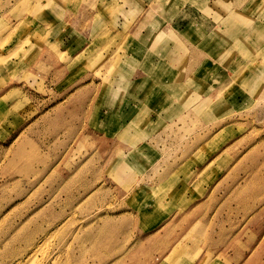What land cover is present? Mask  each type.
Segmentation results:
<instances>
[{
  "label": "rangeland",
  "instance_id": "obj_1",
  "mask_svg": "<svg viewBox=\"0 0 264 264\" xmlns=\"http://www.w3.org/2000/svg\"><path fill=\"white\" fill-rule=\"evenodd\" d=\"M116 1L99 13L113 14ZM248 1L184 7L225 35L231 69L212 71L210 79L189 74L162 106L169 116L136 121L116 102L125 95L115 86L119 73L136 60L154 78L170 39L164 48L159 37L131 40V57L117 35L95 34L75 59L54 46L70 71L64 84H48L33 65L40 37L33 44L30 33L17 39L10 17L62 12L60 0H0V264H108L118 257L106 258L113 229L124 241L125 264H264V45L252 47L264 39V0ZM236 11L244 16L235 19ZM164 26L154 21L140 30L154 36ZM81 73L89 84L78 90L69 83ZM224 73L232 75L224 81ZM137 89L127 86L126 97L139 101ZM108 105L114 113L103 114ZM139 125L148 132L137 135ZM177 164L157 182L156 171Z\"/></svg>",
  "mask_w": 264,
  "mask_h": 264
},
{
  "label": "crops",
  "instance_id": "obj_2",
  "mask_svg": "<svg viewBox=\"0 0 264 264\" xmlns=\"http://www.w3.org/2000/svg\"><path fill=\"white\" fill-rule=\"evenodd\" d=\"M110 1L111 0H75V2L68 6L67 0H60L59 7L63 6L62 12L54 11L51 13V11H49L50 14H41L37 17L31 14L17 15L19 17L13 14L11 15L10 23L12 24V28L17 24L16 30L18 31L16 35L14 34V37L18 39L21 35L27 36L30 33L29 38L31 44L40 37L41 43L36 46V50L40 49L35 53L36 56L33 59V65L34 69H37L46 77V81L49 82L48 84H64L63 82L67 79L70 71L69 62L65 59L56 58V51L53 47L57 46L60 53H65V57L72 55V59H75L92 43L93 39H95V34L96 36L107 34L109 36L117 35L121 38L125 37V45L129 47L130 51H125L123 54H127L129 57L132 56L134 53L133 50L135 49L134 45L132 46L131 44V40L146 41V39L150 40L159 37L161 38L158 39L159 45L161 44V46L158 48H164L163 45L166 44L162 42L164 38L170 39L171 41V44L165 47V51H162V53H164L163 56L159 58L163 64L159 62V66L154 65V78L151 74L143 73L145 66L136 60L134 61V59V64L130 62L123 65L122 74L119 73V81L115 86L122 84V90L125 95L116 99V102L118 100V102L122 103V111L119 110L120 113L125 114V116L129 114L128 117L131 118V120L137 121L138 117H140L142 121H146L153 117L159 119L169 116L167 114L168 111L162 110V106L170 99L168 94L172 95V93H174V88L175 92L179 91H177V89L180 86L182 87V82L184 83L185 80H187L189 74L200 72L204 74L207 79H210L212 71L218 69L219 71L223 70L228 72V70L231 69L227 66L226 47H228V40L225 35L220 33L216 28L209 30L207 26L203 24V19L200 18L199 14L195 17L194 15H189L188 12L186 13L188 10H186V8L184 9V7L187 5L194 6L195 0L183 2V4L181 0H117L116 6L118 8L113 14L111 13L107 16L101 15L99 13V6L106 7ZM239 2L240 0H232L234 5L243 7H249L250 4L253 3L248 4V0H246L245 4ZM33 3L34 1L29 5L32 6L34 5ZM143 8H145L144 11H141ZM152 11L155 13H152ZM233 11L235 10L230 8L227 14L225 13L222 15L225 17V20H222V22H226L227 15L232 14ZM157 15H159V19L155 20L151 18H156ZM241 15L244 16L236 11L235 19L240 18ZM209 19L210 17H208L206 21H210ZM154 21L160 22L161 24L164 23L165 26L155 32L154 36L145 35L140 30V26ZM21 22L26 23L25 26L28 25L27 27L30 31H27L24 26H20ZM102 24L106 25L103 26ZM188 27L191 28L190 35L184 37L182 32ZM220 30L222 29L220 28ZM12 33H14V31H12ZM185 41H188L187 44L190 43V46L185 48L186 52L182 55V52L179 51L183 48V42ZM252 43L254 50H260L264 45V39L253 41ZM68 46L73 50V53L66 51V47ZM27 48L26 46V49ZM147 48L150 49L149 45ZM158 54H160V50ZM183 59H186L185 62L181 61ZM214 59H219L220 62L218 63L220 68H217ZM16 60L12 58L11 61L15 63L17 62ZM87 66L88 65H86V67ZM231 66H233V64H231ZM146 70H148V68ZM32 74L35 75L34 73ZM228 75H232V73H224L222 75L224 76V81L230 78ZM82 77L83 74L81 73V75L74 78V84H69L81 90V88L89 84L85 83L84 85ZM181 77L185 78L183 79ZM35 80L39 82L40 78L37 77ZM221 84L222 82L215 85L220 87L222 86ZM127 86H130L132 90L133 87H138L136 95L141 98L139 101L126 97V93L128 92ZM165 87H169V90H165ZM13 89L14 88L11 87L10 90L12 91ZM116 90L113 92V98L119 96L118 93L116 94ZM114 100L115 99H110L105 102H113ZM129 103L136 109L132 114L128 106ZM108 106L109 107L102 112L103 114L114 113V111H110V105ZM119 111H115V114L119 113ZM143 129L141 125H139L137 135L148 132L147 129L145 132H142ZM107 145H109V141ZM191 155L188 156L190 157ZM170 164L173 166L174 163ZM177 168L178 164L174 165V169L170 171H164V168L161 167L155 172V176L158 177L157 182L163 183L167 181L168 177L172 175ZM120 234L121 233H118L115 229L110 230L108 233L107 241L110 246L106 243L108 245L106 258L109 259L108 255L110 254H116L118 256L115 257L112 262L109 261L110 263L108 262V264H125L124 253L119 248L124 242L119 237ZM100 245H102V243ZM174 251L178 252L179 249H173L170 253ZM138 253L140 252L134 253V257L135 254ZM177 262L176 260L173 263L175 264ZM129 264L141 263L134 258Z\"/></svg>",
  "mask_w": 264,
  "mask_h": 264
},
{
  "label": "bare ground",
  "instance_id": "obj_3",
  "mask_svg": "<svg viewBox=\"0 0 264 264\" xmlns=\"http://www.w3.org/2000/svg\"><path fill=\"white\" fill-rule=\"evenodd\" d=\"M206 8H207V7H206ZM220 20H221V19H220ZM186 31L190 32V31H191V28H190V27H188Z\"/></svg>",
  "mask_w": 264,
  "mask_h": 264
}]
</instances>
